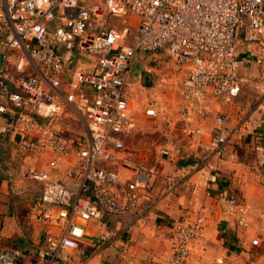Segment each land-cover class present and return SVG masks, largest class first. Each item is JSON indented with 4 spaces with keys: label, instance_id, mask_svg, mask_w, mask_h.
<instances>
[{
    "label": "built area",
    "instance_id": "1",
    "mask_svg": "<svg viewBox=\"0 0 264 264\" xmlns=\"http://www.w3.org/2000/svg\"><path fill=\"white\" fill-rule=\"evenodd\" d=\"M104 14L134 16L135 34L130 43L125 42L126 28L98 25ZM0 33V96L17 107L41 90L47 75L61 73L76 51L101 54L99 71L88 77L92 96L81 93L77 100L78 109L87 115L85 134L67 137L24 111L10 120L20 154L51 153V166L56 157L70 156L81 178L79 188L70 190L65 182L49 180L44 171L32 172L40 181V192L31 212L45 223L63 220L61 232L47 233L36 249V264H61L58 254L76 247L80 229L73 211L81 194L89 195L78 212L83 220L98 218L101 210L124 218L138 206L134 185H120L118 174L107 166L114 160L113 150L123 146L119 135L133 127L124 91L138 52L164 51L181 69L176 103L181 130L192 146L211 121L204 145L206 157L224 153L230 115L222 109L233 105L240 92L241 66L253 61L264 73V0H0ZM239 40L250 45L244 55L238 50ZM12 50L17 52V73L26 66H38L42 72L16 80L5 66ZM83 79L81 73L73 74L68 101L74 99ZM15 83L17 89L12 90ZM50 83L57 86L59 80L55 77ZM210 100L216 107L214 115L208 107ZM145 113L154 115L155 111L148 108ZM204 180L207 187L209 174ZM227 201L238 213L237 223L247 226L245 198L232 194ZM56 204L71 206V213L60 211L54 217L51 206ZM204 223L203 210H197L191 220L172 223L175 247L166 264H188L189 242L201 237ZM251 243L257 244L258 238L253 237ZM25 256L22 250L2 248L0 264H19Z\"/></svg>",
    "mask_w": 264,
    "mask_h": 264
},
{
    "label": "crops",
    "instance_id": "2",
    "mask_svg": "<svg viewBox=\"0 0 264 264\" xmlns=\"http://www.w3.org/2000/svg\"><path fill=\"white\" fill-rule=\"evenodd\" d=\"M1 36L2 33L0 39ZM238 45L243 47V52L250 46L241 40ZM138 53L124 91L133 127L119 135L123 146L114 149V160L107 162L108 168L118 174L120 185H134L139 198L138 206L124 218L101 210L98 218L83 220L78 212L89 195L81 194L73 211L80 229V235L75 238L76 247L62 250L57 262L166 264L175 247L172 223L191 220L197 210H203L204 227L201 237L189 242L188 264H264L262 68L253 61L241 66L240 75L244 81L240 92L233 105L222 109L230 115L224 153L221 157H206L204 145L211 121L206 124L203 137L192 146L188 145L181 130L176 109L183 78L181 69L173 62L180 75L173 70L158 75V72L153 73L158 66H150V59L167 55L166 52ZM16 54L15 50L10 51L5 60L7 70L16 80L42 72L38 66H26L23 72L17 73ZM100 58L101 54L97 52L76 51L71 62L55 76L59 80L58 85L53 86L50 80L55 77L47 75L41 90L32 99L26 98L21 107L0 96V107L4 108L0 111V249L16 248L26 252L19 264H36L35 251L43 245L46 234H59L63 228L62 219L45 223L31 212L30 206L40 192V181L34 178L32 172L44 171L49 180L65 182L70 190L79 188L81 178L75 172L70 156L56 157V164L51 166L49 162L54 158L51 153L20 154L16 148L11 117L24 111L67 137L85 134L87 115L78 109L77 100L81 93L92 96L88 77L99 71ZM247 65L250 67L247 68ZM256 66L261 71H257ZM76 72L81 73L84 79L79 90L74 91V99L68 101L66 96L71 92L69 82ZM256 74L259 82L255 81ZM150 76L161 78L164 83L162 88L153 86L150 90L156 99L155 104L142 106L138 100V105H131L135 102L134 98L139 99V93H143L140 88L142 78L149 81ZM13 85L11 89H17L16 83ZM172 87L177 90L176 98L173 97ZM208 102L210 114L214 115V102ZM148 108H153L155 114L147 115L145 110ZM248 117L256 121L247 122ZM245 125L247 130L243 128ZM243 133H247V142L240 139ZM239 154L241 157H238ZM208 174L210 180L206 187L204 177ZM232 194L246 200L247 226L237 223L238 213L225 199ZM51 207L56 218L60 211L71 213L72 210L71 206L64 204ZM253 237L258 238L257 244L251 243Z\"/></svg>",
    "mask_w": 264,
    "mask_h": 264
},
{
    "label": "rangeland",
    "instance_id": "3",
    "mask_svg": "<svg viewBox=\"0 0 264 264\" xmlns=\"http://www.w3.org/2000/svg\"><path fill=\"white\" fill-rule=\"evenodd\" d=\"M92 23H93V25L94 24L96 25V23H94V22H92ZM98 25L101 28H103V27L104 28L114 27V28H117L119 30H122V29L124 30V28H126V31H125V42L126 43H130V41L132 40V38H133V36L135 34L136 19L131 14H129L127 16V18L114 16L112 14H104V15H102L99 18ZM238 50L241 52V54H243V50H244L243 47L240 48L239 45H238ZM253 64L256 65V63H253ZM250 65H247L246 67L248 68V67H250ZM150 66H152V67L153 66H158L157 71L153 72V73L158 72V75H164L165 73H168L171 70H173L176 73V75H180V71L178 69H176V66L173 65L172 59H170L167 55H164V54H162L159 58H151L150 59ZM168 67H170V68H168ZM256 69H257V71H261L259 66H256ZM258 77L259 76H257V74H256L255 81H257L256 79H258ZM145 78H147V77H145ZM257 82H259V81H257ZM141 83H140V85H141L140 88L142 89L143 93H139V95H141L140 98L139 99L134 98L135 102H132L131 105L132 104H137L138 105V100L141 101L140 104L142 106L143 105L146 106L148 103H154L155 104L156 99L151 94L150 90H152L153 86H158L159 88H162V85L164 84L163 80H161V78L157 79L156 77L153 78V76H150L149 81H146L145 79L143 80V78H142V82ZM245 84H246V82H245ZM252 88H254L255 90L258 89V88H255V87H252ZM172 92H173V95H174L173 97H175V95L177 93V90H175L172 87ZM173 109L175 110V108H173ZM247 119H248L247 122H250V123H253V120L256 121L255 118H251V117H248ZM243 128H245V130H247L248 127L245 125ZM246 134L247 133H243V135H241V138H240L241 140L245 139V142H247ZM238 157H241V155L239 154ZM263 181H264V179H263ZM237 192H239V191H237ZM227 198H228V196L225 198L226 201H227Z\"/></svg>",
    "mask_w": 264,
    "mask_h": 264
},
{
    "label": "water",
    "instance_id": "4",
    "mask_svg": "<svg viewBox=\"0 0 264 264\" xmlns=\"http://www.w3.org/2000/svg\"><path fill=\"white\" fill-rule=\"evenodd\" d=\"M138 55H139V53H137V54L135 55V58H136ZM0 62H1V54H0Z\"/></svg>",
    "mask_w": 264,
    "mask_h": 264
}]
</instances>
